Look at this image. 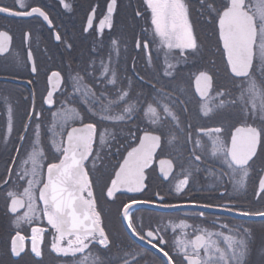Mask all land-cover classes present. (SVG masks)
Listing matches in <instances>:
<instances>
[{
	"label": "snow or ice",
	"instance_id": "obj_1",
	"mask_svg": "<svg viewBox=\"0 0 264 264\" xmlns=\"http://www.w3.org/2000/svg\"><path fill=\"white\" fill-rule=\"evenodd\" d=\"M58 4L74 12L69 0ZM118 10L119 0L89 6L81 34L93 44L76 60L40 0L0 3L3 18L46 25L65 54L43 69L37 104L33 29L23 30L24 55L0 30V63L28 73L0 72V82L33 86L19 130V101L0 92L8 264H264V0H140L134 18L144 26L132 43L144 69L134 58L131 73L121 67ZM200 23L215 37L207 48ZM200 177L215 202L167 198L187 196ZM154 180L167 193L145 198ZM101 201L122 233L109 230ZM151 209L160 219L145 224Z\"/></svg>",
	"mask_w": 264,
	"mask_h": 264
},
{
	"label": "flooded vegetation",
	"instance_id": "obj_2",
	"mask_svg": "<svg viewBox=\"0 0 264 264\" xmlns=\"http://www.w3.org/2000/svg\"><path fill=\"white\" fill-rule=\"evenodd\" d=\"M14 0H0V3L6 5H13ZM51 13V17L54 21V26L58 27L61 33L65 34V38L71 40L74 45V51L72 53L76 60H79L87 56L89 48L92 46L93 42L91 38H85L81 34V28L84 23V17L89 10L90 5L99 3L101 8L104 6V0H69V2L74 4V12L67 13L64 9L59 6L58 0H40ZM140 0H119V10L116 16V29L115 35L122 37L124 43L127 45V52H122V68H127L128 73H131L133 59L135 58V64L138 70L144 69V55L138 54L133 48V36L140 33L141 27L144 26V21L139 18H134V9L139 7ZM99 14V10H98ZM7 29L13 35V46L16 51H19L21 55H24V49L27 45L22 44V34L23 30L27 28L33 29V41L32 48L34 55L37 59L39 65H41V73L38 78L37 92V104H39V94L44 91V71L46 67H56L59 66L61 60L64 59L65 54L63 53L62 47H57L56 42L50 36V30L46 25L41 27L36 23V21H26L17 20L15 18H3L0 14V30ZM197 34L200 39L205 44L207 48L210 44L215 43V37L211 35V29L204 25L203 23L197 24ZM38 45V46H37ZM123 47V46H122ZM46 50V51H45ZM156 50L153 48V55L155 56ZM219 56H217V62L219 63ZM223 67V65H220ZM0 72H18L24 80L27 79L28 73L21 68H15L10 65H4L0 63ZM181 75L186 76L187 72H182ZM33 88L32 85H28L23 82L15 83H2L0 82V92H7L12 95L14 101H19L16 111V129L19 130L21 124V118L24 114L26 104L23 100V96H27L29 91ZM46 107V106H45ZM4 117L0 115V132H3ZM9 160V153L5 152L2 147H0V173L4 172L5 166ZM192 190L188 192L187 196L176 197L175 194L168 196L167 198L173 202H183L185 200H197V201H207L215 202L214 197L217 195L215 191L211 189L209 183L204 182L203 177L197 180V182L191 186ZM164 190L167 193V189L160 184L158 180H154L151 188L147 191L145 198H152L155 191ZM252 195V185L249 186L248 197ZM126 198V197H125ZM240 199L243 200L244 197L241 194ZM103 205V201H101ZM106 212L110 210L111 215L108 221V228L110 231L116 232L120 231L119 221L116 217V209L112 207L109 209L108 205H103ZM162 210L151 209L144 211L142 213L144 217L145 224L150 222H155L160 219V212ZM176 216H183L185 211H193L192 209H175L171 210ZM208 211V210H205ZM222 215V214H221ZM229 219L228 217H224ZM214 219V214L208 212L207 220L210 222ZM241 218H231V222H239ZM7 227V221L2 215H0V258L8 264V258L3 254V244L2 241L6 236L5 228ZM253 227L257 229V241L259 242V229L261 227L260 222L257 221L253 224ZM123 239L124 236L122 235ZM144 247V245H141ZM154 250L149 248V252Z\"/></svg>",
	"mask_w": 264,
	"mask_h": 264
},
{
	"label": "trees",
	"instance_id": "obj_3",
	"mask_svg": "<svg viewBox=\"0 0 264 264\" xmlns=\"http://www.w3.org/2000/svg\"><path fill=\"white\" fill-rule=\"evenodd\" d=\"M116 161L115 160H112V163L114 164Z\"/></svg>",
	"mask_w": 264,
	"mask_h": 264
}]
</instances>
